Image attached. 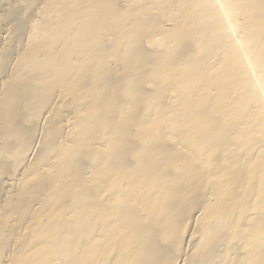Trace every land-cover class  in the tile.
<instances>
[{
	"label": "bare ground",
	"instance_id": "6f19581e",
	"mask_svg": "<svg viewBox=\"0 0 264 264\" xmlns=\"http://www.w3.org/2000/svg\"><path fill=\"white\" fill-rule=\"evenodd\" d=\"M0 264H264V0H0Z\"/></svg>",
	"mask_w": 264,
	"mask_h": 264
},
{
	"label": "rangeland",
	"instance_id": "374dc122",
	"mask_svg": "<svg viewBox=\"0 0 264 264\" xmlns=\"http://www.w3.org/2000/svg\"><path fill=\"white\" fill-rule=\"evenodd\" d=\"M0 31H1V29H0ZM2 34V32H0V35Z\"/></svg>",
	"mask_w": 264,
	"mask_h": 264
}]
</instances>
